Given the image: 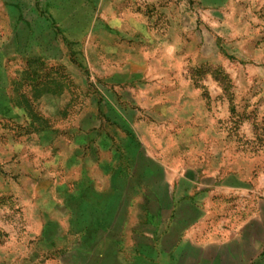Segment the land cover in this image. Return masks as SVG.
<instances>
[{"label":"rangeland","instance_id":"1","mask_svg":"<svg viewBox=\"0 0 264 264\" xmlns=\"http://www.w3.org/2000/svg\"><path fill=\"white\" fill-rule=\"evenodd\" d=\"M0 264H264V0H0Z\"/></svg>","mask_w":264,"mask_h":264},{"label":"trees","instance_id":"2","mask_svg":"<svg viewBox=\"0 0 264 264\" xmlns=\"http://www.w3.org/2000/svg\"><path fill=\"white\" fill-rule=\"evenodd\" d=\"M89 190H90V189H89ZM85 197H86V196H85ZM85 197H84L83 199H84L85 202H87V201L85 200ZM102 197H104V196H102ZM83 199H82V200H83ZM87 203H89V202H87ZM95 208L97 209L98 207H95Z\"/></svg>","mask_w":264,"mask_h":264}]
</instances>
